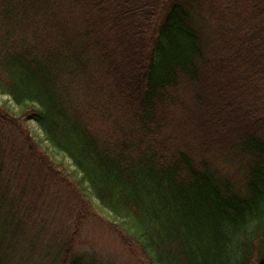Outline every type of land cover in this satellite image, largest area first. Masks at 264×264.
I'll list each match as a JSON object with an SVG mask.
<instances>
[{"label":"trees","instance_id":"trees-1","mask_svg":"<svg viewBox=\"0 0 264 264\" xmlns=\"http://www.w3.org/2000/svg\"><path fill=\"white\" fill-rule=\"evenodd\" d=\"M0 96V264H36L27 156L142 264H264V0H0Z\"/></svg>","mask_w":264,"mask_h":264},{"label":"rangeland","instance_id":"rangeland-1","mask_svg":"<svg viewBox=\"0 0 264 264\" xmlns=\"http://www.w3.org/2000/svg\"><path fill=\"white\" fill-rule=\"evenodd\" d=\"M208 23V22H207ZM205 28V27H204ZM206 34L208 32L206 30ZM8 97L0 96V104H10ZM13 107V106H12ZM18 111L17 109H14ZM28 132L35 138L36 141H40V149L54 160L61 170L66 174L72 176V167L68 158L63 154L53 151L47 144L44 143L42 133L40 129L33 123L28 125ZM100 129V128H99ZM101 131V130H100ZM214 158L215 163L219 167L221 173L227 177H230L233 185L242 190L245 186V163L248 160L244 158L242 161V167L240 166V159L235 156L234 159L228 163H224L223 159L218 154H211V158ZM26 162L21 169V182L20 191H24V196L28 202L36 200L41 204L40 209H44L41 212V218L36 221V227L28 230L29 238L37 235V227L42 232L36 245L31 248L32 260L36 264H46L47 262L40 257L44 255H50L52 245L56 242L70 241L74 239V243L69 245L68 251L82 252L88 256H92L105 264H142L131 253V251L124 246L119 236H117L111 229L110 222L104 218L102 221H97L96 218L86 217L80 218L83 214L89 216L82 210V213H78L79 204H77L72 196L64 189L63 186H50L44 189L45 181L51 177L46 171L45 167L40 165L34 159L23 157ZM28 162V163H27ZM75 189V187L73 188ZM47 200V201H46ZM46 201L45 203H42ZM52 206V207H51ZM71 207H74V213ZM43 213V214H42ZM73 214V215H72ZM61 243V242H60ZM59 243V244H60ZM28 253V252H27ZM48 258V256H47ZM257 263V260L256 262Z\"/></svg>","mask_w":264,"mask_h":264}]
</instances>
